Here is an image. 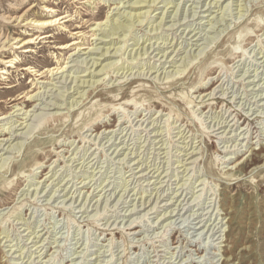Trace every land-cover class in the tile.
<instances>
[{
	"label": "rangeland",
	"instance_id": "1",
	"mask_svg": "<svg viewBox=\"0 0 264 264\" xmlns=\"http://www.w3.org/2000/svg\"><path fill=\"white\" fill-rule=\"evenodd\" d=\"M127 1L25 0L14 13L66 17L41 29L0 22L21 38L52 34L0 54L17 58L0 73V139L10 137L0 140V264H264V164L224 175L252 148L263 153L264 0ZM115 6L149 17L100 42L96 24ZM119 45L98 60L117 65L83 75Z\"/></svg>",
	"mask_w": 264,
	"mask_h": 264
},
{
	"label": "bare ground",
	"instance_id": "2",
	"mask_svg": "<svg viewBox=\"0 0 264 264\" xmlns=\"http://www.w3.org/2000/svg\"><path fill=\"white\" fill-rule=\"evenodd\" d=\"M164 1V0H163ZM25 2V0H12V3H11V6H12V8H10V9H8L7 11L6 10H3V9H1L0 8V22H2V23H4V24H6V25H9V24H11V23H14L15 22V24H20V23H22V21H25V25H29V26H32L34 29H41V28H43L45 25H55V24H58L59 23V21L61 20V19H63L64 17H66V16H61V17H58V16H53V15H51V14H49V12L50 13H53L55 10L52 8V7H50V6H48V5H44V7H46V10H45V12L47 13V14H45V15H50V16H44V17H42L41 15H39L38 17H36V18H27V17H25V15L26 14H28V13H30L31 12V10H32V8H33V5H29L21 14H17V13H14L13 11H14V9L17 7V4H22V3H24ZM121 2V1H120ZM156 2V0H133V1H127V6L126 7H128V8H130V9H134V10H136V9H139L140 7H144V6H146V7H148V8H151L152 6L154 7V3ZM164 2H166V4L167 3H171V1H164ZM219 2V1H218ZM45 4V3H44ZM210 4V3H209ZM118 7V8H117ZM121 7H123V6H121ZM121 7L119 8V6H115L113 9H117L118 11H117V13H116V17H110V18H106V20L104 21V22H99V23H97L96 24V30L98 31V33H99V35H101V37L100 38H97V39H99L100 40V42H102V41H104V40H102V38H104V37H111V39H112V36L114 35V34H116L117 33V35H123V33L121 34V33H119L118 34V32H119V29L121 28V30H125V31H127L128 32V34H129V32H130V29H132V27H134L135 25H136V23L137 24H140V23H143L144 22V20H146L148 17H149V13H150V9H146V10H143V11H141V10H138V11H136V12H132V11H125V10H122L121 11ZM169 7V6H168ZM6 9V8H5ZM19 9V8H18ZM176 11H177V8H176ZM175 11V12H176ZM33 12V11H32ZM67 13V12H66ZM42 14V13H41ZM162 14V13H161ZM176 14V13H175ZM68 15V14H67ZM69 17V16H68ZM157 18H160V20H158L157 22V25H156V27H155V25H154V29L155 28H157L158 26H159V24H161V20H163V17H157ZM148 23V22H147ZM262 23V22H261ZM62 25V24H61ZM153 26V25H152ZM171 25H169V27H170ZM60 27V26H59ZM151 27V26H150ZM160 27V26H159ZM57 28V27H56ZM111 30H110V29ZM153 29V28H152ZM171 29V28H170ZM45 30V29H44ZM110 30V31H109ZM120 30V31H121ZM156 30V29H155ZM154 30V31H155ZM27 32V31H26ZM43 33V32H42ZM96 33V32H95ZM30 35V34H29ZM119 35V36H120ZM52 36V34L50 33V32H46V33H43V34H39V36L38 35H36V34H32L31 36H29V37H20V35H11L10 33H5V30L4 29H0V54L2 53V50L9 44V45H12V44H15V48H18V49H22L23 50V52H32V51H34L31 47H29V45L31 44V43H34V41H36L37 40V38L39 37V39H45V38H49V37H51ZM150 36V35H149ZM123 37V36H122ZM124 37H126V35H124ZM147 38V37H146ZM117 39H118V37H117ZM123 39H125V38H123ZM123 39H121V40H119V41H122ZM154 39V38H153ZM139 40V39H138ZM137 40V41H138ZM151 40H152V38H150L149 37V39L147 38L145 41L146 42H148V44L146 45L145 43H144V45L142 46L141 45V50H143V48H144V46L146 45V47H145V49L146 48H152V52L154 53V51L155 50H157L158 52H160L161 50L158 48V46L157 47H154V42H155V40H154V42H151ZM111 41V40H110ZM112 42V41H111ZM125 42V40L123 41V43ZM136 42V41H135ZM73 43V42H72ZM122 43V44H123ZM143 43V42H142ZM157 43V42H156ZM112 44V43H111ZM79 45V44H78ZM77 45V46H78ZM124 45V44H123ZM123 45H119L118 47H113L112 49H114L115 51H113V53H110V51H109V48H110V46H108V47H105V48H102V50L98 53V55H99V57H97L96 59H97V61L98 60H101V61H104V60H106L108 57L110 58V57H114L115 56V53L116 52H118L119 50H120V48H122V46ZM62 46V45H61ZM140 46V45H139ZM148 46V47H147ZM100 47H97V48H92V50L94 51V50H96V49H99ZM79 49V48H78ZM111 49V50H112ZM136 49V48H135ZM139 49V48H138ZM140 50V49H139ZM151 50V49H150ZM236 50V49H235ZM133 51V50H132ZM138 51V50H137ZM147 51H149V50H147ZM147 51H144V52H147ZM156 51V52H157ZM80 52V51H79ZM151 52V53H152ZM156 52H155V55H156ZM158 52H157V54H158ZM165 52V51H164ZM78 53V52H77ZM95 53H97V52H95ZM107 53H109L108 55H106ZM150 53V52H149ZM167 53V52H166ZM8 54V53H7ZM131 55L130 56H132L133 58H135L134 56H136L137 57V55L138 54H142V53H138V52H134V53H130ZM136 54V55H135ZM146 54V53H145ZM165 55V53H163L161 56H164ZM129 56V57H130ZM139 56V55H138ZM159 56V55H158ZM157 56V57H158ZM102 57V58H101ZM165 57V56H164ZM167 57V56H166ZM161 58V57H160ZM159 59V58H158ZM157 59V60H158ZM63 60V59H62ZM75 60V59H74ZM131 60V59H130ZM129 60V61H130ZM160 60V59H159ZM162 60V59H161ZM15 61H17V58L16 57H12L11 55H9V56H3V57H1L0 56V73L1 74H7V73H9V67H12L13 66V64L15 63ZM82 61V60H81ZM83 61H85V59H83ZM100 61V63H99V61H98V63H99V65L98 66H101L98 70H96V68L95 69H93V70H88L89 68H87V73L86 74H83V75H88V76H94V75H96L97 73H100L99 75H102L103 73H107L108 72V69L109 68H111L112 66H114V64H116L117 65V61H110V59H109V61L107 60V62H105V63H103V62H101ZM131 61H133V59L131 60ZM162 61H164V59L162 60ZM182 62V61H181ZM62 63V62H61ZM87 63H88V61H87ZM90 63V62H89ZM88 63V64H89ZM103 63V64H102ZM182 63H184V62H182ZM184 64H186V63H184ZM183 64V66H185ZM95 65H97V63L96 62H91L90 63V67H92V66H95ZM15 67V66H14ZM153 68V67H152ZM185 68V67H184ZM183 68V70H185ZM20 69H22V70H25V71H27V72H38L39 70L38 69H36L34 66H32V65H25V66H23V67H21ZM53 69V68H52ZM51 69V70H52ZM58 69V68H57ZM163 69V68H162ZM166 69V68H165ZM177 69V68H176ZM175 69V70H176ZM96 70V71H95ZM144 70V69H143ZM180 69H177V71H179ZM95 71V72H94ZM169 71H173V70H168L167 72H169ZM43 72H44V70H43ZM85 72V71H84ZM174 72V71H173ZM183 72V71H182ZM182 72H180V73H182ZM55 73L57 74V71H55ZM61 73H62V71H61ZM170 73H172V72H170ZM175 74H177L176 72H174ZM174 73H172L171 74V77H172V75L174 74ZM52 74V73H51ZM169 74V73H168ZM168 74H167V76H168ZM175 74H174V76H175ZM35 75V74H34ZM178 75V74H177ZM173 76V77H174ZM5 77V75H3V77L2 78H4ZM7 78V77H6ZM203 79V78H202ZM3 80V79H2ZM74 80L76 81V84L75 85H77L78 87H88L89 85H93L94 84V82H96L95 80H93V81H91L90 79H82V80H80V79H78V80H76V77L74 78ZM166 80H167V78H166ZM74 81V82H75ZM201 82V81H200ZM9 83V82H8ZM79 83V84H78ZM85 85H87V86H85ZM12 87H14V85H8V86H6V88H12ZM83 89L84 88H82V90H80V91H78L77 93H81L82 94V92H84L83 91ZM137 91V90H136ZM135 91V92H136ZM137 92H139V91H137ZM213 90L211 91V92H209V93H207V94H205L204 96H208V97H210V96H212L213 95ZM23 93V92H22ZM85 94V93H84ZM186 94V93H185ZM189 94V93H188ZM83 95V94H82ZM82 95H80V96H82ZM88 96V95H87ZM185 96V95H184ZM184 96H181V97H184ZM203 96V95H202ZM203 96V97H204ZM30 97V99L31 98H33V97H37V98H39V94H34L33 96H29ZM41 97V96H40ZM185 97H187V96H185ZM197 97H199V95L197 96ZM203 97H201L200 96V100L199 101H197L196 103H195V100L194 99H191L190 98V102L187 100L186 102H188L189 104L190 103H195L194 105H196V106H202V104L203 103H205V102H203L202 101V98ZM193 98V97H192ZM187 99V98H186ZM215 98L214 97H211V98H208V100H214ZM129 100V99H128ZM131 100V99H130ZM76 101V100H75ZM135 101V100H134ZM72 102H74V101H72ZM77 102V101H76ZM127 102V101H126ZM132 102V101H131ZM135 102H137V101H135ZM222 102H223V99H222ZM130 103V102H129ZM71 104V103H70ZM74 104V103H73ZM226 104V103H225ZM72 105V104H71ZM137 105V104H136ZM55 106V105H54ZM200 108V107H199ZM114 109V108H113ZM117 109V108H116ZM118 109H120V107H118ZM118 109H117V111H118ZM123 109V108H122ZM18 110H22V108H18ZM224 110H227V109H224ZM119 111H121V110H119ZM118 111V112H119ZM123 111V110H122ZM54 113H56V112H54ZM226 113V112H225ZM57 114V113H56ZM178 114V113H177ZM223 114V113H222ZM2 115V114H1ZM27 115V114H26ZM3 116V115H2ZM170 117V116H169ZM235 117V116H234ZM5 118V116H3V117H0V121L2 120V119H4ZM233 119V118H232ZM238 119V118H237ZM228 120V119H227ZM8 121V120H7ZM220 121V120H219ZM218 122V121H217ZM9 123V122H8ZM221 123V122H220ZM219 123V124H220ZM223 123V122H222ZM225 123H227V122H225ZM235 123V122H234ZM233 123V124H234ZM221 125V124H220ZM11 126V125H10ZM217 126V125H216ZM222 126V125H221ZM231 126V125H230ZM2 129V128H1ZM11 129V128H10ZM217 129H219V128H217ZM233 130V129H232ZM3 131V130H2ZM225 131V129H223L221 132H224ZM226 131H227V129H226ZM226 131L224 132V133H226ZM223 134V133H222ZM221 134V135H222ZM12 135V134H11ZM16 135V134H15ZM20 135V134H19ZM238 135V134H237ZM10 136V135H9ZM18 136V135H17ZM223 136V135H222ZM243 136V135H242ZM230 137V136H229ZM220 138H221V136H220ZM223 138V137H222ZM242 138V137H241ZM0 140H6V142H9L10 141V137H3V138H1ZM16 143H18V144H20L19 142H16ZM16 143H14L15 145H16ZM15 145L14 146H12V147H15ZM21 145V144H20ZM8 146V145H7ZM6 146V147H7ZM17 146V145H16ZM185 146V145H184ZM230 146V145H229ZM235 146V145H234ZM9 147V146H8ZM184 148V147H183ZM12 149V148H11ZM14 149V148H13ZM15 149H16V147H15ZM195 149V148H194ZM255 149H256V147L255 148H252V151L250 152V156H251V158H247L245 161H243V162H237V163H234L233 165H231L227 170H226V174H224L225 176L227 175V177H233V176H235L236 174V171H242V169H243V167H245L246 165V163L248 162V161H252V159H253V157H254V161H255V163H259L258 161H261L262 163L261 164H264V146L263 145H261L259 148H258V150L259 151H261V152H263L262 153V155L260 156V155H256V153L254 152L255 151ZM6 150V149H5ZM238 151V150H237ZM117 152V151H116ZM189 153V152H188ZM191 153V155H195L196 154V152L194 153L193 151H191L190 152ZM230 154V153H229ZM190 157H192V156H190ZM4 158V157H3ZM3 158H1V160H3ZM6 158V157H5ZM35 158H37V157H35ZM194 158V157H193ZM122 159V158H121ZM120 159V160H121ZM4 160H6V159H4ZM195 160V159H194ZM193 162H195V161H193ZM134 163V162H133ZM135 163H136V161H135ZM189 163H191V162H189ZM257 165V164H256ZM2 168H4V165L2 164H0V169H2ZM188 169V168H187ZM132 170V169H131ZM144 173H146V172H144ZM143 173V174H144ZM149 173V172H148ZM142 174V175H143ZM141 175V176H142ZM145 175V174H144ZM233 179H236V178H233ZM147 185V184H146ZM73 195V194H72ZM159 198V197H158ZM72 199V198H71ZM147 203V202H146ZM141 204H143V203H141ZM145 204V203H144ZM143 204V205H144ZM135 205V204H134ZM136 206V205H135ZM154 207V206H153ZM152 210V209H151ZM149 211H150V209H149ZM86 212V211H85ZM147 212V211H146ZM227 213H229V212H226V214ZM135 221V220H134ZM130 223V222H129ZM128 223V224H129ZM131 223H133V221L131 222ZM136 223V222H135ZM131 225V224H130ZM135 225V224H134ZM137 225V224H136ZM3 232V231H2ZM4 237H5V235H4ZM42 241V240H41ZM21 255V254H20ZM233 258V257H232ZM231 260L230 259H225V261H224V263L226 264V263H228V262H230Z\"/></svg>",
	"mask_w": 264,
	"mask_h": 264
}]
</instances>
